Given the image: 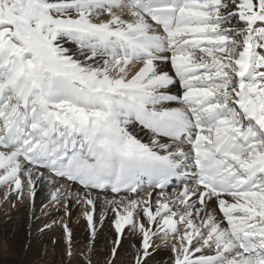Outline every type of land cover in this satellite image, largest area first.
Wrapping results in <instances>:
<instances>
[{"label":"snow or ice","instance_id":"6c2138e0","mask_svg":"<svg viewBox=\"0 0 264 264\" xmlns=\"http://www.w3.org/2000/svg\"><path fill=\"white\" fill-rule=\"evenodd\" d=\"M0 185L85 206L93 244L110 211L107 264L126 228L134 264H264V0H0Z\"/></svg>","mask_w":264,"mask_h":264},{"label":"bare ground","instance_id":"6f19581e","mask_svg":"<svg viewBox=\"0 0 264 264\" xmlns=\"http://www.w3.org/2000/svg\"><path fill=\"white\" fill-rule=\"evenodd\" d=\"M139 67V66H137ZM161 67L165 70H169V66L167 64H161ZM136 69H133V73ZM173 94H178V90L174 91ZM171 107L179 108L182 107L179 103H172ZM138 138L142 139L144 143H150L151 133H146V131H137ZM167 138L162 140V143ZM169 144H171V140H167ZM4 185H0V188ZM141 192L140 196L143 199L148 198V191L151 189H147ZM65 189L67 190V185H65ZM53 188L51 185L45 187L44 185H39L36 188V196L34 200L30 201L27 197V194L20 198L17 193H14L11 190V187L7 185V201L6 203H1V207L4 208L5 212L1 213L0 207V242L9 240L10 233L5 232L6 225L11 223L15 224L17 219L20 218L21 212H28V223L32 227L35 224H41L42 232L40 234L34 233L35 237H39L38 240L35 241L33 246H35V251L32 250H25L23 253L25 255L17 260L18 264H45L46 262V248L48 244V240H51V247L53 248V252L55 253L56 263L57 264H68L74 260V257H80L81 261L78 259L76 264H84V254L87 252L89 247H92V264H107V259L111 254L112 249V241L115 239L114 229L111 223V212H108V219L103 221V225L97 227L96 238L94 244L90 238V232L87 225L86 220L84 219V212L86 211L85 206L77 205L75 203L69 205L68 208L64 207V204L67 203L66 200H62L60 204H54L51 199V192ZM80 191L79 185L74 186L72 189L73 195L76 192ZM159 191V190H156ZM155 195V192L153 193ZM108 196L111 197L112 194L108 193ZM230 199V198H229ZM101 205L97 209V214L99 215ZM214 207V205H213ZM70 213V215L66 214ZM22 215V214H21ZM137 220L140 217H136ZM67 224L72 232L73 238V246L72 252L73 255L69 257L67 255V245L65 241V233L63 226ZM31 236L33 232L30 233ZM11 241V242H10ZM9 241V244L15 241L12 239ZM175 243L174 240L169 239L167 241L168 244ZM41 245L39 252L38 246ZM41 243V244H40ZM165 241L161 239V237L156 236L153 237V244L154 245H163ZM6 243L5 247H1L0 245V253L1 248L4 250L8 248ZM47 245V246H46ZM50 247V246H49ZM141 247V234L131 230L130 228L125 229V236L122 240L119 255L116 258L115 264H134L133 257L138 253ZM34 248V247H33ZM2 249V250H3ZM153 254L149 257L150 264H171L172 260V252L169 247H159L150 249ZM18 252V251H17ZM28 253H30L28 255ZM37 253V254H35ZM32 255V258L29 256ZM22 256V255H21ZM4 257V256H3ZM16 264V263H15Z\"/></svg>","mask_w":264,"mask_h":264},{"label":"rangeland","instance_id":"374dc122","mask_svg":"<svg viewBox=\"0 0 264 264\" xmlns=\"http://www.w3.org/2000/svg\"><path fill=\"white\" fill-rule=\"evenodd\" d=\"M7 185H4L0 188V207L1 203H6L7 199ZM1 213L3 214L5 212L4 208L1 207ZM22 214V215H21ZM20 218L17 219L18 222L15 224L11 223L10 226L6 225L5 232L10 233V239L9 240H3L0 242L1 247L6 246V243L9 244V241L12 239H15V241L11 244L8 245V248L5 250L1 248V253H0V264H18L17 260L22 258L25 253L23 251L25 250H34L35 251V246L33 244L35 243L36 240H38V236L35 237L34 233L40 234L42 232V225L35 224L32 227L28 223V212L24 210V212H21ZM31 232H33V235L31 236ZM11 242V241H10ZM51 240H48V246L46 248V263L45 264H57L56 263V258H55V253L52 251L53 248L51 247ZM4 246H3V245ZM41 244V243H40ZM172 244V242L170 243ZM37 246L39 247L36 252H39L41 245L37 243ZM50 246V247H49ZM34 247V248H33ZM5 248V247H4ZM3 249V250H2ZM18 251V252H17ZM30 253H28L29 255ZM37 254V253H35ZM22 255V256H21ZM4 256V257H3ZM33 256L30 255L29 258H32ZM81 261L80 257H74V260L71 263L68 264H76L77 260ZM38 264V263H37Z\"/></svg>","mask_w":264,"mask_h":264}]
</instances>
